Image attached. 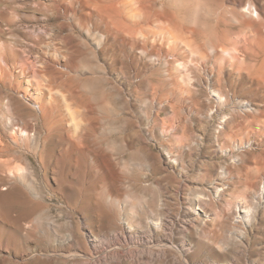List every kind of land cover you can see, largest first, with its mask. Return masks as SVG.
Instances as JSON below:
<instances>
[{"label": "rangeland", "instance_id": "374dc122", "mask_svg": "<svg viewBox=\"0 0 264 264\" xmlns=\"http://www.w3.org/2000/svg\"><path fill=\"white\" fill-rule=\"evenodd\" d=\"M122 1L0 0V264H264V0Z\"/></svg>", "mask_w": 264, "mask_h": 264}, {"label": "bare ground", "instance_id": "6f19581e", "mask_svg": "<svg viewBox=\"0 0 264 264\" xmlns=\"http://www.w3.org/2000/svg\"><path fill=\"white\" fill-rule=\"evenodd\" d=\"M120 1V0H119ZM114 2V1H113ZM122 2H124V1H122L121 0V2L120 3H122ZM126 2V1H125ZM100 3V2H99ZM118 3V2H117ZM146 3V2H145ZM102 4V3H101ZM123 4V3H122ZM126 4V3H125ZM124 4V5H125ZM123 5V6H124ZM143 5V4H142ZM119 6V5H118ZM146 6H148L147 4H146ZM142 7V6H141ZM145 8V7H144ZM130 9V8H129ZM142 9V8H141ZM154 9V8H153ZM128 10V9H127ZM144 10V9H143ZM147 10V9H146ZM145 11V10H144ZM147 11H149V10H147ZM177 11V10H176ZM123 12V11H122ZM140 13V12H139ZM89 14H91V13H89ZM100 14V13H99ZM93 15V14H92ZM133 15V14H132ZM135 15H136V13H135ZM139 15V14H138ZM147 15V14H146ZM149 15V14H148ZM103 16V15H102ZM140 16V15H139ZM137 18V17H136ZM131 19H132V17H131ZM223 19V18H222ZM104 20H106V19H104ZM212 20V19H211ZM219 20V19H218ZM221 20V19H220ZM206 21L207 20H205V23H206ZM215 21V20H214ZM99 22V21H98ZM215 23V22H214ZM211 24V23H210ZM225 24H224V22L223 21H220L216 26H215V29H216V31H218L219 33H220V39L221 40H224L225 39V35H226V30H224V29H222V27L221 26H224ZM109 26V25H108ZM221 27V28H220ZM109 28V27H108ZM114 28V27H113ZM205 28V27H204ZM208 29H209V27H208ZM209 30H212L211 28L209 29ZM214 30V29H213ZM204 31H205V29H204ZM208 31V30H207ZM210 32H212V31H210ZM209 32V33H210ZM205 33H207V32H204V34ZM208 33V34H209ZM259 33V32H258ZM212 34V33H211ZM259 35V34H258ZM212 36V35H211ZM260 36V35H259ZM257 37V36H256ZM261 37V36H260ZM253 39V38H252ZM257 39V38H256ZM263 39V38H262ZM147 41V40H146ZM227 42V41H226ZM255 42V41H254ZM261 43H262V41H261ZM224 44H226V43H224ZM263 44V43H262ZM264 45V44H263ZM147 47V46H146ZM221 47V46H220ZM250 47V46H249ZM246 48V47H245ZM244 48V49H245ZM145 49V48H144ZM243 49V50H244ZM220 50V49H219ZM250 51V50H249ZM246 53V52H245ZM11 54V53H10ZM19 53L17 52H13L12 53V57L14 58V59H17L18 57H19V55H18ZM247 56V55H246ZM8 58V57H7ZM2 60H3V58H2ZM5 60V59H4ZM11 60V59H10ZM13 60V59H12ZM9 61V60H8ZM14 61V60H13ZM3 62V61H2ZM4 63H6L7 65H8V63H7V61L5 60L4 61ZM7 65H5V66H7ZM26 65H27V63L26 62H23L22 64H21V66H20V69H21V72H24L25 70H26ZM13 66V65H12ZM8 68H9V65L7 66ZM11 68V67H10ZM3 69V68H2ZM5 69V68H4ZM2 71V70H1ZM6 71V70H5ZM10 71V70H9ZM3 72V71H2ZM13 72V71H12ZM11 72V73H12ZM5 73V72H4ZM8 73H10V72H7V74ZM11 75V74H10ZM9 78H11V77H9ZM14 78V77H13ZM14 81V80H13ZM16 81V80H15ZM10 84V83H9ZM19 84V83H18ZM11 85V84H10ZM14 86V85H13ZM17 86V85H16ZM12 87V86H11ZM8 88V87H7ZM14 88V87H13ZM19 88V87H18ZM38 88H39V86H38ZM16 89V88H15ZM14 91V90H13ZM17 91H18V89H17ZM22 92V91H21ZM71 92V91H70ZM72 93V92H71ZM27 96V99L29 98V100H30V98L33 100V95L31 96V95H26ZM60 96V95H59ZM62 96V95H61ZM87 96V95H86ZM24 99V98H23ZM62 99H64L63 97H62ZM9 101H10V103H11V107H12V110H13V112L17 115V116H19L20 118H28V120L26 121V123L23 125V127L21 128V127H19L18 129H19V135H20V137H22L23 139V141H25V142H29V141H31L32 140V137H31V135H30V130L28 131V123L32 120V121H34V120H38V117H36L35 115H33V114H31V113H29V112H27L26 110H25V108H24V106H23V104L21 103V101H19V100H17L16 99V97H11L10 99H9ZM36 101V100H35ZM35 103V102H34ZM6 104V103H5ZM36 106H37V109H38V112L40 111V112H42V113H44V115H45V112H46V109H47V107H46V105H45V103H43L42 101L41 102H39L38 104H35ZM1 109V108H0ZM1 113V112H0ZM47 114V113H46ZM51 114V113H50ZM18 117V118H19ZM47 117V116H46ZM19 118V119H20ZM48 118H50V117H48ZM14 120V119H13ZM4 121V120H3ZM1 122V121H0ZM14 123V122H13ZM43 123L45 124V125H47L48 124V119L47 118H45V119H43ZM2 124V123H1ZM77 123H75V129H77V125H76ZM6 126V125H5ZM2 127V126H1ZM11 128V127H10ZM74 129V130H75ZM76 131V130H75ZM11 141V140H10ZM12 142L13 143H16V140L14 139L13 140V137H12ZM31 143V142H30ZM80 146V145H79ZM94 147H95V150L97 151V150H100L99 148H97V145H93ZM43 148V147H42ZM87 148V147H86ZM101 148V147H100ZM12 146L10 145V144H8V143H4L2 140H1V138H0V157H8V156H13L12 155V153H11V151H12ZM85 149V148H84ZM94 149V148H93ZM88 150V149H87ZM87 150H86V152H87ZM82 151H84V150H82ZM95 151V152H96ZM91 152V151H90ZM43 151H37V152H35V154H36V157H37V159H38V162L40 163L39 165H41L42 166V168L44 169V171H45V173H47V171H48V162H47V159H46V157L43 155ZM88 153V152H87ZM86 153V154H87ZM80 154V153H79ZM81 154H83V153H81ZM86 154H83L84 156L86 155ZM91 154V153H90ZM48 155V154H47ZM101 156V155H100ZM103 156V155H102ZM94 158V157H93ZM12 159H14V157H12L11 159H7V160H4V161H2V162H0V184H3L4 186L7 184V183H9V178H11V177H13V178H15L16 177V175L14 174V172H12ZM17 159V158H16ZM46 159V160H45ZM41 168V169H42ZM47 180V179H46ZM2 185V186H3ZM13 187V186H12ZM20 189V188H19ZM50 189V188H49ZM5 190H7L6 188H2L1 189V191H5ZM23 190V189H22ZM24 191V190H23ZM21 193H22V191H21ZM8 196V195H7ZM21 197H22V212L18 215V217L16 218V219H12V221L14 222V223H19L21 220H24V219H28V218H30L34 213H36L39 209H40V204H39V202L37 201V202H35L32 198H30L29 196H27V194L25 193V192H23V195L21 194ZM9 199H10V197H9ZM93 199V198H92ZM20 201V202H21ZM1 202V201H0ZM15 202H16V200H15ZM15 204H17V203H15ZM14 204V205H15ZM17 208V207H16ZM9 211L10 212H13V211H15L13 208H10L9 209ZM18 211V210H17ZM40 211V210H39ZM10 217V216H9ZM12 236V235H11Z\"/></svg>", "mask_w": 264, "mask_h": 264}]
</instances>
